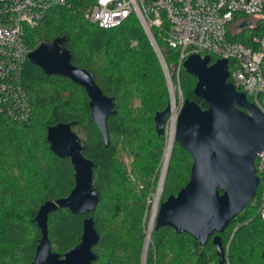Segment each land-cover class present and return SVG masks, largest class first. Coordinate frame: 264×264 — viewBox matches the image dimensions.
Listing matches in <instances>:
<instances>
[{
  "label": "trees",
  "instance_id": "1",
  "mask_svg": "<svg viewBox=\"0 0 264 264\" xmlns=\"http://www.w3.org/2000/svg\"><path fill=\"white\" fill-rule=\"evenodd\" d=\"M76 1L81 10L52 9L38 27L29 29L27 40L36 49L42 43L66 37L72 63L92 73L104 94L114 98L117 115L107 120L109 146L104 145L91 119L85 89L66 77L48 76L27 61L22 77L32 105L30 119L18 122L0 113V264L33 262L42 237L35 222L40 207L68 197L74 189L72 164L50 150L47 134L56 124L75 121V132L83 124L87 126L88 135L81 139L83 153L95 164L94 185L99 202L89 215L73 214L65 208L49 215V239L54 252L64 254L77 246L84 220L90 217L100 235L93 249L97 255L94 264H144L145 259V264H220L213 244L217 235L226 251L229 245V264H264V220L259 214L262 184L247 208L222 234L212 235L205 246L188 234H176L170 227L157 230L154 226L143 259L147 201L144 195L126 187L125 170L117 153L121 143L131 151L138 150L142 158L147 150L146 171L155 176L163 136L157 134L155 117L156 135L152 139L143 135L139 128L140 108L134 110L133 102L140 96L146 115L163 112L170 104L165 70L137 18L103 29L89 21L88 6ZM239 17L245 18L239 25L242 32L232 36L229 29V39L257 50L264 38V19L253 27L250 17L237 16L236 22ZM262 17L264 12L259 15ZM154 35L167 68L171 64L179 70V51L169 47L162 30L154 29ZM178 74L184 100L196 101L202 109H208L209 105L194 94L197 79L183 67ZM248 99L254 102L252 97ZM258 103L264 108V92ZM154 142L157 148L150 155L148 145ZM174 144L164 182L165 193L170 192L167 198L188 184L193 165L190 154Z\"/></svg>",
  "mask_w": 264,
  "mask_h": 264
},
{
  "label": "water",
  "instance_id": "2",
  "mask_svg": "<svg viewBox=\"0 0 264 264\" xmlns=\"http://www.w3.org/2000/svg\"><path fill=\"white\" fill-rule=\"evenodd\" d=\"M66 41V37H59L42 43L29 54L28 61L48 76L66 77L85 89L91 119L107 147V120L117 115L114 98L104 94L92 73L72 63ZM211 62L210 56L192 54L183 63L184 70L197 79L195 96L209 108L202 109L189 99L184 101L177 117L175 142L193 159L191 177L177 195L161 203L155 222L157 230L170 227L176 234L190 235L201 246L215 233L222 234L256 198L260 186L256 159L264 152V111L231 82L228 60ZM161 63L166 72L165 63ZM171 115V104L156 114L160 137L165 135ZM77 123H59L48 129L49 148L57 157L70 160L75 187L68 197L40 207L35 222L42 237L31 264H94L97 260L93 249L100 235L93 218L84 220L81 242L64 254L54 252L49 239L51 213L65 208L73 214L89 215L99 202L95 164L84 156L83 141L73 130ZM167 171L168 166L164 180ZM213 244L220 264H227L221 236H214Z\"/></svg>",
  "mask_w": 264,
  "mask_h": 264
},
{
  "label": "built area",
  "instance_id": "3",
  "mask_svg": "<svg viewBox=\"0 0 264 264\" xmlns=\"http://www.w3.org/2000/svg\"><path fill=\"white\" fill-rule=\"evenodd\" d=\"M81 2L88 6L89 21L103 29H113L131 17L137 18L165 63L154 35V29L162 30L169 47L179 51V70L192 54L210 56L212 64L220 59L228 60L231 82L260 106L258 97L264 92V38L255 50L231 41L228 31L237 16L249 18L262 14L264 0ZM54 8L81 10L76 0H0V113L18 122L29 120L32 113L22 77L28 56L34 50L27 40L28 31L38 27ZM238 19L241 22L245 18ZM183 105L184 100L175 104L177 117ZM256 168L262 184L259 214L264 220V152L256 159Z\"/></svg>",
  "mask_w": 264,
  "mask_h": 264
},
{
  "label": "rangeland",
  "instance_id": "4",
  "mask_svg": "<svg viewBox=\"0 0 264 264\" xmlns=\"http://www.w3.org/2000/svg\"><path fill=\"white\" fill-rule=\"evenodd\" d=\"M264 19V17L259 18V16L256 17H250V22L252 23L253 27H255L259 21ZM242 22V21H241ZM241 22H233L229 25L230 33L232 36H237L239 33H241V29H239V25ZM133 46H137L136 42L132 43ZM162 52V57L165 61V57ZM157 53V52H156ZM158 56V54H157ZM159 58V56H158ZM160 60V58H159ZM161 62V60H160ZM166 63V61H165ZM162 64V63H161ZM163 66V65H162ZM169 69L166 66L167 71L165 72L167 84H168V93H169V103L171 100V91L174 94L175 104L179 105V103L184 100L185 93L181 89V85L179 82V70H175V68L172 67V65H169ZM164 68V67H163ZM142 98L139 96L136 97V99L133 102L134 110L139 109L140 114V123L139 128L140 131L143 133V135H148V139H152L154 135H156L155 132V124H154V117L155 113L146 115L144 112V108L141 107L142 105ZM185 101V100H184ZM261 107V106H260ZM264 111V108H261ZM137 112V110H136ZM171 127H172V120H169L167 126H166V132L165 135L162 138V154L160 156V159L158 161V164L155 167V176L153 174H149L146 171L147 164L149 162L148 160V151H146L145 156L142 158L138 150L137 152L131 151L129 147H127L124 143H121L119 145L118 153H117V159L121 164V167L125 170L124 173V181L126 187L129 189H133L135 193L142 194L146 198L147 201V212L145 217V239H144V245L146 243V239H148L149 232L147 231L149 228V222L152 218L153 210H154V203L156 198H158V192H160V196L158 198L159 200V208L162 202L167 200V196L170 192L165 193V180L163 176L164 172V163H165V154L167 149V144L170 139L171 134ZM76 132L78 133L79 137L81 139H85L88 135V130L86 124L81 125L80 127L76 128ZM152 142V141H149ZM177 144V143H176ZM175 145V144H174ZM156 143H151L148 145L149 154L151 155L154 150H156ZM143 154V153H142ZM144 155V154H143ZM142 155V156H143ZM171 157V155H170ZM170 160V159H169ZM134 162H136V167L134 166ZM165 175V174H164ZM162 185H161V180ZM161 185V186H160ZM159 210V209H158ZM158 214V213H157ZM156 222V221H155ZM154 222V224H156ZM151 234V233H150ZM151 236V235H150ZM145 249V246H144ZM144 252L143 251V259H144ZM191 253V252H190ZM226 258H227V264H229V245L227 246L226 251ZM192 259V258H191ZM193 260V259H192Z\"/></svg>",
  "mask_w": 264,
  "mask_h": 264
},
{
  "label": "bare ground",
  "instance_id": "5",
  "mask_svg": "<svg viewBox=\"0 0 264 264\" xmlns=\"http://www.w3.org/2000/svg\"><path fill=\"white\" fill-rule=\"evenodd\" d=\"M174 94L173 92H171V100H170V104L172 106V109H173V114H172V127H171V134H170V139H169V142L167 144V149H166V154H165V163H164V172H163V176L165 174V171H166V168L169 164V159H170V155L172 153V149H173V146H174V142H175V135H176V125H177V114L175 113L174 109H175V99H174ZM162 181H163V178H162ZM161 183V182H160ZM160 192H158V198H159V195ZM158 198H156L155 200V203H154V211H153V214H152V218L150 220V224H149V228H148V232H149V235H148V239H146V243H145V256H146V253H147V250H148V246L150 244V233L152 232L153 230V227L155 226L154 222L156 221V218H157V213H158V209H159V200ZM146 260V259H145Z\"/></svg>",
  "mask_w": 264,
  "mask_h": 264
}]
</instances>
